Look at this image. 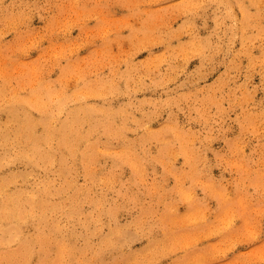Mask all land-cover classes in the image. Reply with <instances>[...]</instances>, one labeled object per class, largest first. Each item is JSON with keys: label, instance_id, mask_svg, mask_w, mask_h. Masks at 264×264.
<instances>
[{"label": "rangeland", "instance_id": "374dc122", "mask_svg": "<svg viewBox=\"0 0 264 264\" xmlns=\"http://www.w3.org/2000/svg\"><path fill=\"white\" fill-rule=\"evenodd\" d=\"M12 174L66 236L18 264H264V0H0Z\"/></svg>", "mask_w": 264, "mask_h": 264}, {"label": "bare ground", "instance_id": "6f19581e", "mask_svg": "<svg viewBox=\"0 0 264 264\" xmlns=\"http://www.w3.org/2000/svg\"><path fill=\"white\" fill-rule=\"evenodd\" d=\"M77 138L73 137L74 140ZM16 176L12 174L7 179L0 180V264H18L15 261L18 256L23 260L33 255L40 257L51 248L53 242L63 246L58 240H64L63 237H66L60 233L58 237V227H53L48 222L47 210L52 209L53 205L48 202L47 190L43 188L10 191L8 184L12 181L9 179L15 180ZM27 227L32 229L26 232L24 229ZM67 247L69 250L74 248L71 244Z\"/></svg>", "mask_w": 264, "mask_h": 264}]
</instances>
